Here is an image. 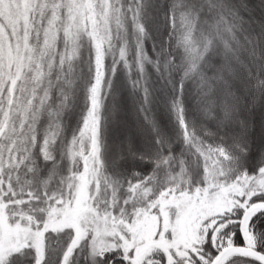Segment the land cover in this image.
Masks as SVG:
<instances>
[{"label": "snow or ice", "instance_id": "obj_1", "mask_svg": "<svg viewBox=\"0 0 264 264\" xmlns=\"http://www.w3.org/2000/svg\"><path fill=\"white\" fill-rule=\"evenodd\" d=\"M259 10L0 0V264H264Z\"/></svg>", "mask_w": 264, "mask_h": 264}, {"label": "trees", "instance_id": "obj_2", "mask_svg": "<svg viewBox=\"0 0 264 264\" xmlns=\"http://www.w3.org/2000/svg\"><path fill=\"white\" fill-rule=\"evenodd\" d=\"M249 3L252 7H254L256 9V16L259 17L260 16V10H259V4H260V0H249Z\"/></svg>", "mask_w": 264, "mask_h": 264}, {"label": "rangeland", "instance_id": "obj_3", "mask_svg": "<svg viewBox=\"0 0 264 264\" xmlns=\"http://www.w3.org/2000/svg\"><path fill=\"white\" fill-rule=\"evenodd\" d=\"M259 119H260V117H259V112H258V113H257V116H256V121H257V131H258Z\"/></svg>", "mask_w": 264, "mask_h": 264}]
</instances>
